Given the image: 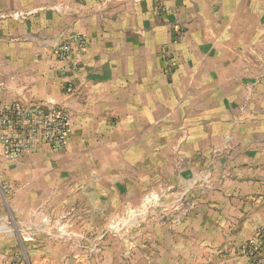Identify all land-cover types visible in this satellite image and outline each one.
Here are the masks:
<instances>
[{"label": "crops", "instance_id": "crops-1", "mask_svg": "<svg viewBox=\"0 0 264 264\" xmlns=\"http://www.w3.org/2000/svg\"><path fill=\"white\" fill-rule=\"evenodd\" d=\"M69 2L0 1V108L19 96L51 100L72 119L67 148L101 143L104 165L155 166L165 156L212 164L217 197L264 214V0H86L80 14L64 9ZM74 33L86 46L63 68L52 47ZM164 54L177 62L171 75ZM49 153L11 162L0 149V219L21 220L40 193L69 189L64 160ZM32 227L50 235L1 241L0 264H93L54 237L78 223Z\"/></svg>", "mask_w": 264, "mask_h": 264}, {"label": "rangeland", "instance_id": "rangeland-1", "mask_svg": "<svg viewBox=\"0 0 264 264\" xmlns=\"http://www.w3.org/2000/svg\"><path fill=\"white\" fill-rule=\"evenodd\" d=\"M63 1H72L65 10L80 14L86 0ZM14 12H10L11 17L18 20L28 16ZM6 14L0 12V18ZM74 35L85 38L81 33L66 34L52 47V56L64 65L72 58L61 59L58 52L72 42ZM19 100L24 98L19 96L14 101ZM67 145L62 152L50 151L44 156L64 160L63 173L68 177L64 186L69 189L63 195L49 192L42 197L40 193L38 204L30 207L21 220L4 215L0 219V243L17 237L34 238L38 233L50 235L49 230H34L32 225L37 223L75 222L78 230L58 229L53 234L66 243L68 253L79 263L264 264V246L251 247L264 223V214L250 212L249 208L238 210L233 208L231 198L217 197L212 164L194 166L179 157L168 161L165 156L155 166L130 164L129 160L128 164L104 165L101 143H95V150L73 152ZM2 184L6 186L7 180ZM70 186L71 196L67 193ZM22 244L16 241L12 247L21 251V261ZM1 254L7 260V253Z\"/></svg>", "mask_w": 264, "mask_h": 264}, {"label": "built area", "instance_id": "built-area-1", "mask_svg": "<svg viewBox=\"0 0 264 264\" xmlns=\"http://www.w3.org/2000/svg\"><path fill=\"white\" fill-rule=\"evenodd\" d=\"M174 33L176 40L185 39V31L180 26L174 27ZM85 46L86 39L81 35H74L72 42H68L58 55L61 59H68L69 55L71 57V54L82 51ZM164 58L166 72L171 75L177 62L167 54H164ZM75 63L71 59L63 68H71ZM71 129L72 119L68 111L51 102L34 99L13 101L0 108L1 154L11 162H17L41 148L62 152L66 148ZM260 245L264 246V223L260 225L251 247L258 248Z\"/></svg>", "mask_w": 264, "mask_h": 264}]
</instances>
